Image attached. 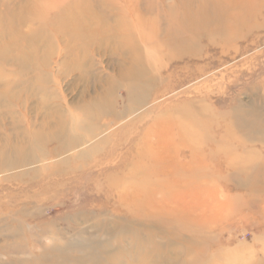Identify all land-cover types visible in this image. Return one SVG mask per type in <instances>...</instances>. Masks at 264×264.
<instances>
[{
  "label": "rangeland",
  "instance_id": "374dc122",
  "mask_svg": "<svg viewBox=\"0 0 264 264\" xmlns=\"http://www.w3.org/2000/svg\"><path fill=\"white\" fill-rule=\"evenodd\" d=\"M19 1L0 0V15L9 17L10 11L16 12L18 5L27 4L32 8L35 2ZM47 1L52 2V7L39 6L38 13L51 17L72 0ZM161 1L166 5L172 0ZM140 2L136 5L134 0H118L117 5L123 6L132 16L140 10L141 16L148 17L144 13L145 0ZM109 13L112 18L119 14L115 10ZM28 14L25 12L24 16L29 17ZM261 26L244 41L228 43L224 47L200 41L189 49L196 55L189 60L167 63L163 55L144 46L145 63L140 81L146 87H143L144 98L139 105L126 100V83L123 84L117 74L123 60L109 53L98 55L92 52L90 68L94 77L102 80L114 78L119 84L112 99L116 103L115 113L88 121L90 126H95L93 134L78 128L83 116L76 110V104L96 98L99 85H103L101 80L99 84L82 82L78 79L79 72H66L55 58L47 62L48 68L40 61L28 65L30 74L40 76L43 70L50 73V82L32 83L48 89L46 94L29 97L27 93L19 92L20 100L13 109L20 121L16 130L17 144L35 142L34 133L37 131L48 141V132L56 131L64 140L75 137L86 144L53 158L48 155L56 144L49 142L42 150L47 155L42 157V162L0 173V262L4 264L12 259L27 260L41 255L54 239L61 240L60 243L82 239L101 241L104 235L97 229V224L101 220L106 219L109 223L115 219L113 213L118 205L108 196L109 190L115 187L128 196L140 197L138 201L150 196L159 202L174 201L179 192H186L184 204L189 207L190 215L176 220L178 234L170 238L174 254L178 250L184 251L189 239L193 254L204 256L205 264H264V192L254 193L250 187L228 189L221 180L225 174L217 170L219 166H229L230 169L244 165L262 166L258 156L261 153L257 150L259 144L244 145L247 149L244 151L232 147V141L222 142L218 136L215 141L221 143L217 144L219 154L216 158H207L200 151L207 144L187 143L185 147L196 148L198 156L177 159L172 157L174 150L170 149L163 163L153 161L160 150L159 145H171L176 138L175 124L186 127L200 123L203 127L221 128L226 120L211 123V113L217 116L226 114L238 105L246 110L261 99L260 84L264 82V27ZM19 30L27 33L26 27ZM144 32L150 33L148 29ZM48 50L39 49L38 56ZM172 50L176 52L177 48ZM25 77L18 76V82L27 81ZM200 112H206L204 116L207 117L200 120ZM42 120L51 126L38 129ZM8 121H3V125L0 121V137L9 132ZM61 121L66 129L57 128ZM164 129H171L170 134L158 137L156 134ZM191 131L197 133L187 128L183 131L184 137L193 136ZM93 146L96 149L91 151ZM228 147L231 148L229 151ZM138 150L147 153V159L140 163L128 155ZM249 150L252 151L247 155ZM79 153L82 155L77 156ZM61 159L67 162L63 167L57 165ZM179 164L193 167V171L188 174L183 169L177 171L174 166ZM161 165L165 166L166 177L145 175L151 168ZM119 167H126L125 172L116 170ZM24 174L25 177H19ZM263 174L264 171L259 173L257 179ZM156 234L164 236L162 232ZM20 249L26 254L12 252Z\"/></svg>",
  "mask_w": 264,
  "mask_h": 264
},
{
  "label": "bare ground",
  "instance_id": "6f19581e",
  "mask_svg": "<svg viewBox=\"0 0 264 264\" xmlns=\"http://www.w3.org/2000/svg\"><path fill=\"white\" fill-rule=\"evenodd\" d=\"M117 1L72 0L68 4H63L61 9L49 17L38 13V10L41 9L39 6L52 7V2L35 0L32 8L27 4L18 5V12L10 11L11 16L0 15L1 125L3 121H8V118L10 120L6 123L10 126L9 134L0 137V173L27 167L36 161L42 162V157H47L42 150L44 151L49 142L56 144V148L48 155L53 158H59L71 148L86 144L75 137L64 140L56 131L48 132L49 141L43 139L37 131L34 133L35 142L17 144L16 130L20 127L18 126L20 121L16 118L17 113L13 109L16 107V102L20 100L19 92L23 91L29 97L46 94L48 89L32 83L50 82V73L43 70L40 76H36L35 73L30 74L28 65L40 61L45 68H48L47 62L55 58L61 66H64L66 72H79L78 79L82 82L99 84L101 80L103 85H99L96 98L89 101L82 100V104H76V110L83 116V122L78 128L93 134L95 126H90L88 121L115 113L116 103L112 99L115 98V90L119 84L114 78L102 80L94 77L90 68L92 52L98 55L109 53L112 57L123 60L124 64L118 67L117 74L124 81L123 84L126 83V100L139 105L144 98L143 87H146V84L140 81L145 63L144 46L163 55L167 63L189 60L196 56L195 53L189 52V49L200 41L224 47L228 43L244 41L252 31L264 24V0H170L171 3L166 5L161 4V0H145L144 13L148 17L141 16L140 10H136L135 16L130 15L123 6L117 5ZM134 1L137 5L141 0ZM114 10L119 12L116 18H112L109 13ZM25 12H29V17L24 16ZM20 27H26L27 33L19 30ZM146 29L150 31L149 34L144 32ZM174 47L177 48L176 52L172 50ZM46 48L49 49L48 52L42 53L41 57L38 56L39 49ZM9 67L13 69H8ZM18 76L21 78L26 76L27 81L19 83ZM260 88L263 92L261 99L253 102L246 110H243L242 105H238L226 114L217 116L211 113V123L219 119L226 120L221 128L220 126L203 127L200 123H193L186 127L181 123L175 124L176 138L171 145L161 143L160 150L153 161L163 163L170 149L174 150L173 158L193 159L195 155L198 156L196 148L185 147L187 143L207 144L200 151L207 158H216L219 154L217 144L220 141H215L218 136L222 142L232 141L230 143L232 147H240L244 151L247 150L244 145L257 143L260 145V150L258 148L257 150L261 153L258 156L261 157L262 166L244 165V167L232 169L229 166H219L217 170L225 174L221 180L228 189L240 190L250 187L254 193L264 192V174L257 179L259 173L264 171V82L260 84ZM108 97L109 100H107ZM205 110L208 112L207 109ZM206 112H200L202 113L200 120L207 117L204 116ZM50 126L47 121L42 120L38 129ZM57 128L66 129L62 121ZM187 128L197 133L193 134L191 131L190 134L193 136L186 138L183 131ZM169 132L171 129H164L156 135L163 137L169 135ZM179 147L184 148L179 149ZM95 149V146L91 147V151ZM230 149L228 147L227 150ZM251 151L249 150L247 155H250ZM81 153L77 156L82 155ZM128 155L137 159L138 162L147 159L146 151L142 150ZM66 164V159L57 162V165L61 167ZM174 168L177 171L183 169L187 174L193 171V167H184L183 164ZM116 170L124 173L126 167H119ZM148 174L166 177L165 166L151 168L149 173H145V175ZM19 177H25V174ZM185 193L179 192L176 198H173L175 202H159L153 200L152 196L147 200L138 201L140 197L128 196L125 191L114 187L113 190H109L108 196L114 198L118 205L115 206L113 213L115 219L109 223L106 219L101 220L97 224V229L104 235L101 241L82 239L76 242L60 243L61 240L54 239V243L45 247L41 255L32 256L33 258L27 260L12 259L11 262L4 264H205L207 261L204 262V256L193 254L189 239L184 251L178 250L175 254L172 252L174 247L170 238L178 234L176 220L190 215L189 207L184 204ZM146 229L149 230L145 232ZM157 231L162 232L164 236H158ZM12 252L26 254V251L22 249Z\"/></svg>",
  "mask_w": 264,
  "mask_h": 264
}]
</instances>
